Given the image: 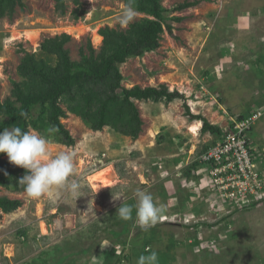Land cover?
Returning a JSON list of instances; mask_svg holds the SVG:
<instances>
[{
	"label": "rangeland",
	"instance_id": "1",
	"mask_svg": "<svg viewBox=\"0 0 264 264\" xmlns=\"http://www.w3.org/2000/svg\"><path fill=\"white\" fill-rule=\"evenodd\" d=\"M56 2L22 0L14 15L0 19L2 101L12 96L14 82L23 81L19 66L26 54L56 64L55 57L40 51L46 38L68 35L66 48L78 62L89 45L100 50L101 29L126 30L148 18L136 10L134 21L121 26L125 0H80L86 15L74 21L73 1L65 0V16ZM185 3L195 5L180 10ZM162 4L173 33L165 29L157 50L120 67L123 87L165 86L184 98L169 104L133 100L143 122L135 140L110 127L94 131L66 105L61 121L73 146L50 130L30 128L50 140V157L61 151L75 154L70 179L80 187L77 196L53 187L39 198L0 187V197L22 203L14 212L0 211V264H137L152 251L158 264H264V0ZM186 106L223 133L233 120L253 119L247 132L251 177L227 175L228 167L207 162L222 137L203 133V122L191 120ZM256 111L262 115L254 117ZM195 161L199 166L185 175ZM210 171L222 174L212 179ZM97 173L102 174L94 188L91 178ZM137 189L164 207L163 219L146 231L137 225L135 210L127 221L116 215L123 201L136 204ZM230 193L240 199H227Z\"/></svg>",
	"mask_w": 264,
	"mask_h": 264
},
{
	"label": "trees",
	"instance_id": "2",
	"mask_svg": "<svg viewBox=\"0 0 264 264\" xmlns=\"http://www.w3.org/2000/svg\"><path fill=\"white\" fill-rule=\"evenodd\" d=\"M56 1V10L65 16V0ZM72 1L76 9L71 16L74 21H79L86 12L80 0ZM162 1L133 0V7L148 18L131 24L126 30L101 29L99 33L103 37V45L100 50L97 52L89 45L88 54L81 51L78 62L71 59L70 51L66 48L71 40L66 34L46 38L40 46L43 54L56 58L55 65L44 58L38 60L34 55L26 54L19 66L23 81L13 83L10 98L2 101L0 97V133L12 127H20L26 132H30V128L50 130L61 143L73 146L75 140L61 121L66 116L62 105H66L70 112L81 117L94 131L101 132L110 127L133 140L138 139L143 122L133 100L169 104L184 98L177 92H169L165 86L123 87L124 76L120 67L128 59L142 58L146 53L157 50L165 29L173 33L168 10ZM125 3L127 5L129 0H125ZM19 5H22V0H0V19L14 15ZM193 5L195 3H185L179 9ZM186 111L191 120L203 122V133L215 134L221 139L220 128L202 116L192 115L187 106ZM6 156V153H0V187L25 191V186L19 184V180L27 174V170L6 160ZM198 166L199 161H195L184 174L191 176ZM21 206L20 200L0 197V211L4 213L14 212ZM146 244L144 242L143 246L147 248Z\"/></svg>",
	"mask_w": 264,
	"mask_h": 264
},
{
	"label": "clouds",
	"instance_id": "3",
	"mask_svg": "<svg viewBox=\"0 0 264 264\" xmlns=\"http://www.w3.org/2000/svg\"><path fill=\"white\" fill-rule=\"evenodd\" d=\"M136 16L133 0H129L118 20L121 26H127ZM49 144L50 140L44 135L22 131L20 127L5 128L0 133V153H6L11 163L27 170L19 184L25 186V192L30 198H39L53 187L67 189L73 196H77L80 185L77 180L70 179L74 175L75 154L61 151L50 157ZM135 197V205L123 201L116 215L127 221L132 219L135 210L137 225L146 231L163 219L164 207L146 190L137 189ZM137 264H158V253L152 251L149 255H141Z\"/></svg>",
	"mask_w": 264,
	"mask_h": 264
},
{
	"label": "built area",
	"instance_id": "4",
	"mask_svg": "<svg viewBox=\"0 0 264 264\" xmlns=\"http://www.w3.org/2000/svg\"><path fill=\"white\" fill-rule=\"evenodd\" d=\"M260 115H262V113L256 111L254 117L257 118ZM232 122L229 131L223 133L222 140L209 151L206 160L209 162L215 161V165L221 166V168L224 166L228 167L225 171L227 175H230V171H233L235 174L240 175L243 180L244 178L251 177V173H253L252 169L254 168L253 165H250L252 159L249 157L248 150L251 144L247 135V132L250 131V127H253V119L245 117L242 120L237 119ZM232 165L234 167L230 168ZM210 173L212 179L218 174H215V172L212 173L211 171ZM219 174H222V172ZM226 197L236 202L240 199V195L236 196V193H230L226 195ZM242 203L250 205V201L248 199H243V197Z\"/></svg>",
	"mask_w": 264,
	"mask_h": 264
},
{
	"label": "bare ground",
	"instance_id": "5",
	"mask_svg": "<svg viewBox=\"0 0 264 264\" xmlns=\"http://www.w3.org/2000/svg\"><path fill=\"white\" fill-rule=\"evenodd\" d=\"M197 125H195V126H193L192 128H191V130L194 132V131H196L197 130ZM101 174L102 173H97V174H95L92 178H91V182H92V185L94 186V188H97L98 187V184L100 183V182H98L99 180H98V178L101 176Z\"/></svg>",
	"mask_w": 264,
	"mask_h": 264
}]
</instances>
